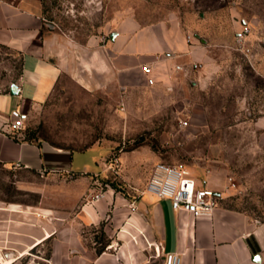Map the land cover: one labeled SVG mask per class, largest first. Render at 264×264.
<instances>
[{
	"label": "rangeland",
	"instance_id": "1",
	"mask_svg": "<svg viewBox=\"0 0 264 264\" xmlns=\"http://www.w3.org/2000/svg\"><path fill=\"white\" fill-rule=\"evenodd\" d=\"M41 2L48 23L74 45L110 43L111 32L130 18L140 26L175 21L187 39L207 48L219 70L200 86L185 79L104 92L88 91L64 74L50 97L32 107L26 138L75 150L92 147L76 153V164L96 167L105 161L98 187L134 197L140 193L134 187L145 185L157 162L183 165L198 179L212 182L221 194V209L264 220V0ZM245 24L250 27L249 58L235 38ZM20 71V55L0 44V90L17 80ZM73 177L48 178L0 163V200L56 209L60 218L77 208ZM84 237L97 250L111 243L100 226L85 228ZM50 249L48 240L21 264H49ZM153 257L150 264H162L161 255L154 252ZM4 261L0 256V264Z\"/></svg>",
	"mask_w": 264,
	"mask_h": 264
},
{
	"label": "crops",
	"instance_id": "2",
	"mask_svg": "<svg viewBox=\"0 0 264 264\" xmlns=\"http://www.w3.org/2000/svg\"><path fill=\"white\" fill-rule=\"evenodd\" d=\"M114 32L110 43L74 45L48 23L41 0H0V44L21 57L18 79L0 90V163L48 178L76 175L71 183L77 202L76 209L58 218L56 209L0 200V256L21 264L30 250L50 240L49 264H150L154 252L163 259L171 251L181 254V264H264V220L219 206L213 217H195L145 191L147 182L134 187L140 191L137 197L99 188L97 175L106 162L101 160L100 167L76 164V153L92 147L75 150L28 139L24 128L11 133V112L20 110L26 121L32 107L50 97L64 74L88 91L104 92L185 79L200 86L218 73L219 63L211 60L207 48L187 39L175 21L140 26L130 18ZM146 66L152 69L149 74ZM149 77L154 83H148ZM13 83L16 94L10 90ZM194 177L199 185L214 188L210 180ZM101 190L104 197L92 204L91 197ZM132 201L134 211L129 207ZM91 226L102 227L109 236L106 249L86 245L84 230ZM39 239L43 240L38 243Z\"/></svg>",
	"mask_w": 264,
	"mask_h": 264
},
{
	"label": "built area",
	"instance_id": "3",
	"mask_svg": "<svg viewBox=\"0 0 264 264\" xmlns=\"http://www.w3.org/2000/svg\"><path fill=\"white\" fill-rule=\"evenodd\" d=\"M249 32L250 27L245 24L235 36L237 48L247 58L252 53L248 41ZM151 71L150 66L144 67L146 74ZM147 81L149 84L154 83V80L150 77ZM11 117L10 131L15 134L25 127V115L20 110L15 109L11 112ZM110 168L114 169L113 166H110ZM145 191L155 194L159 198L169 199L175 210H186L195 217H213L221 199V194L214 188L199 185L187 167L165 162H157L153 166ZM104 193L105 191L102 190L95 193L90 202L93 204L95 201L100 200L104 197ZM129 207L132 211L136 210L135 202L132 201ZM156 253L160 255V252ZM162 264H181V254L173 251L165 252Z\"/></svg>",
	"mask_w": 264,
	"mask_h": 264
},
{
	"label": "bare ground",
	"instance_id": "4",
	"mask_svg": "<svg viewBox=\"0 0 264 264\" xmlns=\"http://www.w3.org/2000/svg\"><path fill=\"white\" fill-rule=\"evenodd\" d=\"M41 236V235H40ZM46 238L47 237H50V234H49V232H47L46 233V236H45ZM35 238V237H34ZM28 240V239H27ZM21 242V241H20ZM38 243H40V239L37 241ZM38 243H36V244H38ZM24 246V245H23ZM25 249V248H24ZM31 251V250H30ZM18 252V251H17ZM24 254H27V252L26 253H24ZM24 254H22V256L24 255ZM4 259H5V261H4V263L5 264H8V263H11V262H13L14 261V259L12 258V257H8V258H6V257H4Z\"/></svg>",
	"mask_w": 264,
	"mask_h": 264
},
{
	"label": "water",
	"instance_id": "5",
	"mask_svg": "<svg viewBox=\"0 0 264 264\" xmlns=\"http://www.w3.org/2000/svg\"><path fill=\"white\" fill-rule=\"evenodd\" d=\"M114 37H115V32H112V33L110 34V38H111V39H114ZM17 89H18V86H17L15 83L11 84V86H10V90H11V93H12V94H16V93H17Z\"/></svg>",
	"mask_w": 264,
	"mask_h": 264
}]
</instances>
